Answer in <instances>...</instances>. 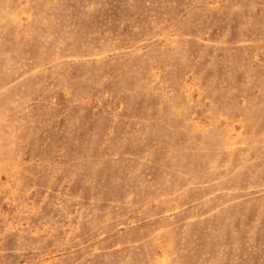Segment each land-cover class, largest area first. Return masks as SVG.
Returning a JSON list of instances; mask_svg holds the SVG:
<instances>
[{
  "label": "rangeland",
  "instance_id": "rangeland-1",
  "mask_svg": "<svg viewBox=\"0 0 264 264\" xmlns=\"http://www.w3.org/2000/svg\"><path fill=\"white\" fill-rule=\"evenodd\" d=\"M0 264H264V0H0Z\"/></svg>",
  "mask_w": 264,
  "mask_h": 264
}]
</instances>
